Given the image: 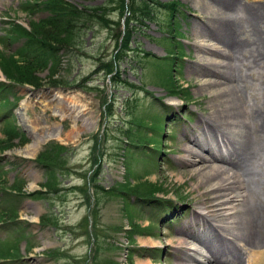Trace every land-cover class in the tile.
Listing matches in <instances>:
<instances>
[{
    "label": "rangeland",
    "instance_id": "374dc122",
    "mask_svg": "<svg viewBox=\"0 0 264 264\" xmlns=\"http://www.w3.org/2000/svg\"><path fill=\"white\" fill-rule=\"evenodd\" d=\"M64 1L82 10L100 6L105 18L119 24L111 22L108 29L91 20L75 32V43L52 56L16 31L17 26L28 30L31 23L46 19V6L39 0L0 1V53L45 58L44 68L37 71V87L8 82L0 71V264L204 262L207 252L178 232L184 227L204 239L211 234L204 220L195 216L205 212L196 203L203 188L184 171L193 161L182 151L184 136L193 135L201 144L217 139L222 145L220 135L211 134L199 122L210 105L202 82L214 76L198 75L196 69L203 63L196 58L197 47L202 43L221 46L196 38L203 14L199 0H147L154 4L152 18L128 24L127 48L119 54H115L116 44L124 30V16H119L117 0ZM168 1L176 9L171 24L166 10L157 7ZM235 1L264 8V0ZM257 32L238 37L247 40L246 50L253 46V39L256 45L264 41V21ZM240 66L246 79L240 86L242 94L249 101L255 95L259 99L264 70L245 61ZM53 93L61 95L60 111L73 100L82 108L75 121L52 115V105L42 114V98L49 99ZM22 99L32 103L25 111L28 124L40 132L43 115L46 122L58 124V138L25 148L33 140L16 113ZM132 114L140 118V124L131 126L133 142L122 143ZM10 128L17 134L6 137L4 131ZM50 142L66 149L61 153L66 164L52 173L62 189L56 193L45 191L43 184L52 174L35 162ZM210 145L201 147L217 155ZM192 148L207 158L203 149ZM145 184L152 185L153 194ZM134 193L151 197L137 198ZM224 205L226 215L233 212L232 205ZM149 237L158 243L142 245ZM177 239L188 244L178 248Z\"/></svg>",
    "mask_w": 264,
    "mask_h": 264
},
{
    "label": "bare ground",
    "instance_id": "6f19581e",
    "mask_svg": "<svg viewBox=\"0 0 264 264\" xmlns=\"http://www.w3.org/2000/svg\"><path fill=\"white\" fill-rule=\"evenodd\" d=\"M199 2L203 14L202 20L198 21L201 29L196 38L201 37L207 42L214 40L217 45H221L208 46L202 43L197 47L195 56L203 63L196 69L198 75L214 76L206 77L202 82L209 93L210 105L206 106L209 112L201 114L203 116L199 122L211 134L220 135L222 145L218 144L217 139L209 140L211 142L204 140L201 144L193 135L184 136L186 142L182 151L187 157L193 158L184 171L196 177L197 187L203 188L196 203L202 204L205 212H198L195 216L204 220L211 234L204 239L192 231H185L184 227L178 232L207 252L204 262L201 260L199 264H240L242 261L246 264H264V86L259 92L260 98H255V95L249 101L240 87L246 79L243 80L239 68L245 61L249 66L251 64L264 70V41L256 45L252 38L253 46L246 50L244 43L247 40H238L246 32L249 36L257 35L264 21V8L240 5L235 0H216L215 5L206 0ZM245 27L249 29L246 32L243 31ZM73 101L62 112L61 95L53 93L49 99L42 98L41 103L45 107L42 114L52 105V115L67 116L75 121L82 108ZM31 105L28 99H22L16 109L33 140L25 146L26 149L35 148L39 143L59 136L58 124L46 122L43 115L40 116L43 120L40 132L28 124L25 111ZM201 145H210L218 154L204 150ZM195 146L203 149L207 158L196 149L193 150ZM206 159L215 163H207ZM224 204L232 205L233 212L226 215L225 210H222ZM141 243L156 245L158 241L149 237ZM186 244V239H177L178 248H185Z\"/></svg>",
    "mask_w": 264,
    "mask_h": 264
},
{
    "label": "trees",
    "instance_id": "16d2710c",
    "mask_svg": "<svg viewBox=\"0 0 264 264\" xmlns=\"http://www.w3.org/2000/svg\"><path fill=\"white\" fill-rule=\"evenodd\" d=\"M39 1L46 6L49 16L44 20L31 23L28 30L17 26L16 31L25 34L30 41H35L45 53H50L52 56H54L58 50L67 49L69 46L75 43V32L86 27L88 22L91 20L99 22L108 29L110 28L111 22H115L114 24L116 26L119 24L118 21H109L107 18H105L103 8L100 6L83 7L82 10L76 8L70 3L65 2L64 0ZM115 2L119 8V16H124V30L122 32V36L120 37L119 45L116 44L117 51L115 54H119L122 50L127 48L128 35L130 34L131 28V26L128 27V24L132 21L141 22L142 18L151 19V6L154 4L147 0H117ZM173 4L174 2L172 1L157 3V7L160 6L161 8H164V11L166 10L167 22L169 23L170 21V24L174 23V15L176 14V9L173 8ZM77 23L81 24L78 25ZM114 34L115 38L117 39L118 33L116 32ZM42 64H45V58H39L37 55H32L30 58L26 56L14 58L11 55L0 53V71L8 82L12 81L37 87L40 81V79L37 77V71L44 68L41 66ZM173 93H177V91H174ZM139 119L140 118H138L136 115L132 114L131 119L128 122L129 127L124 132V142L122 141V143L131 144L133 142L131 126H137V124H140ZM4 133L6 137L17 134L14 128L7 129L4 131ZM65 150V147L62 145L55 144L53 142L47 143L36 155L35 162L44 168L46 172L50 174H54L55 172L56 174L66 164V161L61 160V153ZM53 174L52 178L43 184V187L46 188L45 191L49 190L53 191V193H56L62 189L59 186L60 182L56 180V177ZM145 186L147 187L148 193L153 194L152 185L145 184ZM121 192L125 194L129 193L126 190H121ZM132 195L136 196L137 198L151 197L147 196L148 194L146 193H134ZM8 215L10 218H13V216L11 217L10 214ZM41 219L40 221H42Z\"/></svg>",
    "mask_w": 264,
    "mask_h": 264
},
{
    "label": "water",
    "instance_id": "95a60500",
    "mask_svg": "<svg viewBox=\"0 0 264 264\" xmlns=\"http://www.w3.org/2000/svg\"><path fill=\"white\" fill-rule=\"evenodd\" d=\"M15 113V112H14ZM16 115V114H15Z\"/></svg>",
    "mask_w": 264,
    "mask_h": 264
}]
</instances>
